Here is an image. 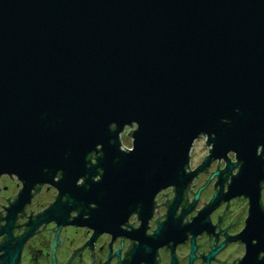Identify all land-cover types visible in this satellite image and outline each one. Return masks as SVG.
Wrapping results in <instances>:
<instances>
[{
    "label": "water",
    "instance_id": "95a60500",
    "mask_svg": "<svg viewBox=\"0 0 264 264\" xmlns=\"http://www.w3.org/2000/svg\"><path fill=\"white\" fill-rule=\"evenodd\" d=\"M204 135L210 155L188 172ZM229 152L241 164L229 193L251 198L241 264H264V0H0V177L22 182L0 231L1 264L18 262L44 223L99 234L135 211L145 222L174 185L172 218L211 159L224 158L228 173L237 165ZM43 185L55 201L14 240L18 213Z\"/></svg>",
    "mask_w": 264,
    "mask_h": 264
},
{
    "label": "flooded vegetation",
    "instance_id": "af4514ba",
    "mask_svg": "<svg viewBox=\"0 0 264 264\" xmlns=\"http://www.w3.org/2000/svg\"><path fill=\"white\" fill-rule=\"evenodd\" d=\"M201 137L204 136L198 139ZM209 155L210 146L198 161L194 162L191 154L187 171L194 172ZM228 157L230 162L237 163L230 173L224 172V158L211 159L196 173L187 184L182 199L174 205L172 218L168 216L175 201L174 185L155 196L152 213L145 222L135 211L117 233L105 230L95 234L94 228L71 222L61 227L56 221L41 224L22 244L20 258L15 264H241L248 254L247 239L252 233L247 231L251 198L244 193H229L233 176L239 173L241 164L234 152H229ZM3 178L4 175L0 177V231L6 223L7 207L22 188V182L16 181L17 193L6 197L3 193L9 189ZM44 187L47 191H55L53 200L47 204L36 197ZM31 192L30 201L15 221L11 234L14 240L29 230V223L35 221L58 195L51 185H43L40 189L36 186ZM258 192V202L264 212L263 180ZM79 214L80 208L72 210L69 220ZM82 216L88 218L86 210ZM7 239L6 232L0 233V256L5 253L1 245ZM251 242L255 244L257 240ZM257 255L258 259L264 256L262 251Z\"/></svg>",
    "mask_w": 264,
    "mask_h": 264
},
{
    "label": "rangeland",
    "instance_id": "374dc122",
    "mask_svg": "<svg viewBox=\"0 0 264 264\" xmlns=\"http://www.w3.org/2000/svg\"><path fill=\"white\" fill-rule=\"evenodd\" d=\"M135 128L134 126H128L126 127L125 131L122 133L121 136V141H122V145L124 148H130L132 146V136L128 133L133 130ZM206 136L204 135V137H201L200 139H198L197 141H195L194 145H193V150L191 152L192 156H193V160L198 161L202 158V156L208 151L209 149V145H207V143L205 142L206 140ZM16 181L19 182L18 178L16 176H13V178L9 175H4L3 178V183L8 185V191H6L5 193H3L6 197L8 196H13L14 194L17 193L18 187L15 186L16 185ZM54 194L55 191L54 189L51 190H46V188L44 187V189L42 191H40L39 194H37V199L39 200V202H44L47 204V202L52 201L54 198Z\"/></svg>",
    "mask_w": 264,
    "mask_h": 264
},
{
    "label": "trees",
    "instance_id": "16d2710c",
    "mask_svg": "<svg viewBox=\"0 0 264 264\" xmlns=\"http://www.w3.org/2000/svg\"><path fill=\"white\" fill-rule=\"evenodd\" d=\"M95 157H96V155L93 153V154H91V156L88 157V158H90L92 162H95Z\"/></svg>",
    "mask_w": 264,
    "mask_h": 264
}]
</instances>
